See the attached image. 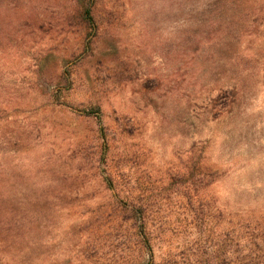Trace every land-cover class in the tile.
Listing matches in <instances>:
<instances>
[{
  "label": "rangeland",
  "instance_id": "rangeland-1",
  "mask_svg": "<svg viewBox=\"0 0 264 264\" xmlns=\"http://www.w3.org/2000/svg\"><path fill=\"white\" fill-rule=\"evenodd\" d=\"M212 2L0 0V264H264V0Z\"/></svg>",
  "mask_w": 264,
  "mask_h": 264
},
{
  "label": "trees",
  "instance_id": "trees-1",
  "mask_svg": "<svg viewBox=\"0 0 264 264\" xmlns=\"http://www.w3.org/2000/svg\"><path fill=\"white\" fill-rule=\"evenodd\" d=\"M222 1L223 0H213L211 5L216 9L217 7H220ZM221 12H222V10H217V15H220ZM82 14H84V18L87 19V21L89 23L93 24V18H92L91 10H90L89 7L84 8L83 11H82ZM200 38H201V40H204L205 42H208L210 44H216V43L221 42L220 38H215V37L213 38L212 35H206V36L202 35ZM133 219H136V217L134 216ZM6 227H7L8 231H12V232H15V230H21L22 229L21 226H19L18 228L15 229V226L12 225V224H7ZM136 228L138 230L136 233L139 236H141L144 239V241L147 242L148 238H147V235H146L144 222H142L141 224L136 226Z\"/></svg>",
  "mask_w": 264,
  "mask_h": 264
}]
</instances>
